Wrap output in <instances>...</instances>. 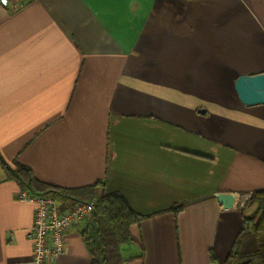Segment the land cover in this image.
Wrapping results in <instances>:
<instances>
[{
  "label": "crops",
  "instance_id": "crops-1",
  "mask_svg": "<svg viewBox=\"0 0 264 264\" xmlns=\"http://www.w3.org/2000/svg\"><path fill=\"white\" fill-rule=\"evenodd\" d=\"M260 72L264 0L0 2V155L51 186L121 194L145 217L124 264H225L264 190V105L234 90ZM20 188L0 166V264H35ZM81 236L41 264H90Z\"/></svg>",
  "mask_w": 264,
  "mask_h": 264
},
{
  "label": "trees",
  "instance_id": "trees-1",
  "mask_svg": "<svg viewBox=\"0 0 264 264\" xmlns=\"http://www.w3.org/2000/svg\"><path fill=\"white\" fill-rule=\"evenodd\" d=\"M0 166L5 169L7 176L15 180L21 188L27 187L40 193L51 192L63 200L69 198L96 200L94 215L81 226V237L91 257L89 263L124 264L121 247L133 242L130 230L145 217L131 209L121 194L103 193L99 196L101 184L74 189L51 186L39 181L26 165L15 163L14 167H11L1 155ZM101 190L103 192V189ZM183 207V204L176 205L172 211L178 214L184 209ZM254 208V212L247 214L250 209ZM243 213L242 227L232 243L225 264H264V190L253 191L243 208ZM215 257L212 254L214 264L217 263Z\"/></svg>",
  "mask_w": 264,
  "mask_h": 264
},
{
  "label": "built area",
  "instance_id": "built-area-1",
  "mask_svg": "<svg viewBox=\"0 0 264 264\" xmlns=\"http://www.w3.org/2000/svg\"><path fill=\"white\" fill-rule=\"evenodd\" d=\"M18 0H0L12 6ZM18 201L35 206L34 222L29 231L35 264L56 263L68 248V233L76 225L87 223L96 210V200L78 198L57 199L51 192L40 193L30 188H20Z\"/></svg>",
  "mask_w": 264,
  "mask_h": 264
},
{
  "label": "water",
  "instance_id": "water-1",
  "mask_svg": "<svg viewBox=\"0 0 264 264\" xmlns=\"http://www.w3.org/2000/svg\"><path fill=\"white\" fill-rule=\"evenodd\" d=\"M239 102L246 107L264 105V73L243 74L238 76L235 82V89ZM103 192L99 191V196ZM217 200L228 210L239 208L238 202L240 195L238 193H219Z\"/></svg>",
  "mask_w": 264,
  "mask_h": 264
},
{
  "label": "rangeland",
  "instance_id": "rangeland-1",
  "mask_svg": "<svg viewBox=\"0 0 264 264\" xmlns=\"http://www.w3.org/2000/svg\"><path fill=\"white\" fill-rule=\"evenodd\" d=\"M57 197V199H60V197L59 196H56ZM133 248V247H132Z\"/></svg>",
  "mask_w": 264,
  "mask_h": 264
}]
</instances>
